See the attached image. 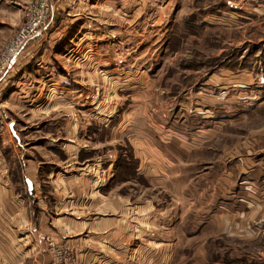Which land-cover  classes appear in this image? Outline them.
<instances>
[{
	"label": "rangeland",
	"instance_id": "obj_1",
	"mask_svg": "<svg viewBox=\"0 0 264 264\" xmlns=\"http://www.w3.org/2000/svg\"><path fill=\"white\" fill-rule=\"evenodd\" d=\"M37 1L0 0V57ZM48 2L54 4V22L41 36L59 23L57 18L61 15L82 16L76 22V28H80L78 38L69 45H88L76 61L78 65L88 63L84 70L88 80L109 81L106 71H111V65L124 72L121 90L116 91L119 98L106 91L104 85L88 86L94 88L89 90L93 94L98 90L102 96L105 91L107 98L119 100V105L106 113L110 118L105 126L96 119L98 110L79 114L94 148L95 142L100 146L80 153V158L116 155L109 190L127 196L133 208L150 201L146 214L138 208L131 210L132 218H146L149 230L148 240L137 253L140 258L133 264H264V0ZM32 42L23 49L20 64L30 59L28 50ZM127 71L135 73L131 79L137 75L139 94L125 86L129 80ZM114 85L106 87L115 93ZM19 97L13 98L12 105L0 107V135L7 136L8 122L15 121L24 142L32 144L41 136L48 137L56 147L63 142L65 134L60 126L68 123V108L60 110L61 118L54 121L30 111L34 105H22ZM138 101L137 121L156 124L160 138H165L167 131L170 141L184 135L190 141L203 139L204 148L196 151L201 155L190 160L192 167L202 166L197 173L207 172L203 173L207 177L202 179L206 182L203 192L193 191L192 198L184 193V185L182 191L174 185L164 190L160 178L154 182L139 174L132 146V111ZM120 125L127 136L118 134L114 137L118 141L105 149L101 147L100 143L112 138L111 130ZM36 130L39 133L33 132ZM121 138L125 140L119 142ZM9 140L0 138V190L3 193L8 188L2 183L5 177L15 182L10 187L18 210L10 214L7 205L1 208L3 229L14 228L28 235L32 225L39 227L42 223L44 206L42 201L26 195L22 169L11 152ZM51 159L66 160L68 156L57 150L56 157ZM41 189L47 204L52 205L53 188L47 178ZM203 216L209 220L198 221ZM16 217H20L23 226L15 222ZM217 217L222 221H212ZM157 231L167 239L155 241ZM132 243V249L139 245ZM45 244L46 240L44 250ZM26 245L25 250L18 252L13 243L4 242L1 252L8 262L14 259L16 264H37L42 259L41 249L32 239ZM95 245L101 248L102 256L104 244ZM29 250L28 258L21 256Z\"/></svg>",
	"mask_w": 264,
	"mask_h": 264
},
{
	"label": "crops",
	"instance_id": "obj_2",
	"mask_svg": "<svg viewBox=\"0 0 264 264\" xmlns=\"http://www.w3.org/2000/svg\"><path fill=\"white\" fill-rule=\"evenodd\" d=\"M81 17L75 13L59 16L57 18L59 23L53 29L44 33L43 36H38L30 44L28 50L31 55L30 59L23 64L16 63L12 68L13 71H9L7 76L0 78V98L2 97L0 107L12 105L13 98L20 96L19 101L22 105L26 104L27 107L34 105L30 111L33 110L39 115L52 117L54 121L61 118L60 110L64 111V108H68L66 111L68 123L63 127L60 126L65 137L63 142L57 144V147L56 143H49V138L46 136H41L32 144L24 142L23 134H20L21 132L16 129L15 121L8 122L7 136L0 135V138H4V140L10 139L11 152L18 159L22 169V181L27 187L26 195L37 198L39 202L42 201L44 206L43 221L39 227L32 225L30 234L24 235L23 231L20 232L14 228L3 229L1 208L7 205L9 213L14 214L18 210V205L14 190L10 187L15 182L9 177L2 179V183H5L8 188L3 193L0 190V264H16L14 259L12 262H8L1 252L4 242L13 243L19 252L25 250L23 246H27V241L32 239L36 241L42 254L44 241L48 238L59 243L60 241L66 242L77 249L84 264H133L134 260L140 258L137 253L140 254L139 249L145 245L143 242L148 240L149 230L146 226V218L142 217L139 220L132 218L131 210L138 208V211L146 214L145 212L150 209V201L133 208L130 207L132 204L127 196H120L112 188L109 190L114 177L113 168L117 159L116 155L104 153L102 156L80 158V153L93 151L100 146H97L95 142L97 148H94L90 132L85 129L79 114H89L91 110H98L99 118L96 117V119L105 126L108 125L106 122L110 118L106 113L119 105V100L113 99L112 96L110 99L107 98L105 91L101 96L95 89L96 92L93 94L90 91L94 88L88 86L95 85L96 88H99L104 85L106 91L118 95L117 92H120L122 86L121 79H125L122 78L124 72L118 71L117 65V68L115 65H111V69H109L111 71H106L110 75L107 82L103 80L101 83L98 78L88 80L84 76V70L87 69L88 63L78 65L76 61L82 57L88 45L85 48L78 45L79 43H74L76 46L69 45L78 38L76 33L80 31V28H76V22ZM58 36L60 40L65 38L59 42L56 41ZM72 58L74 61H71ZM132 74L135 73L127 71L126 75L129 80L126 78L125 86H130V91L133 93L137 91L136 93L139 94L137 75H135L136 78L131 79ZM117 83L120 85H116ZM112 84H115V88H113L115 93L112 91ZM106 85L108 87L111 85V87L107 88ZM142 94L145 96L144 91ZM148 94L149 92H147ZM23 97H26L27 100H23ZM139 106L138 101L137 104H134L132 111V115L135 116L132 127L134 131L132 146L135 159L139 163V174L150 177L154 182L160 178V186L164 190L174 185L182 191L181 186L184 185V193L192 198L194 197L193 191L203 192L205 189L203 185L206 182L202 179H207L204 175L207 172L199 171L197 173L198 170H202V166L192 167L190 161L192 156L195 158L201 155L196 151H201L204 148L203 139L190 141L189 137L184 135L177 136L170 141L172 138L166 134L167 131L166 139L160 138V131L156 124H142L140 120L137 121V116L140 113L136 109ZM4 111L6 112V110ZM124 131L122 125L114 127L111 130L112 138L105 143H100L101 147L105 149L106 146L111 145V142L118 141L116 138L114 139L118 134L123 138L126 137L127 135H123ZM33 132L39 133L37 130ZM45 135L51 136L49 133ZM123 138L119 139V142L124 141ZM163 145L166 147V152ZM57 150L65 151L68 159H51V157H56ZM47 153L50 154V160H47ZM180 165L184 167H180ZM2 167L7 169L5 166ZM197 175L200 178L196 177ZM180 176L184 178H179ZM46 178L53 188L52 196L55 202L52 205L47 204L45 195L41 191L42 183H46ZM220 184L223 185V182ZM38 194H40V198ZM18 219L20 217L14 218L15 222L17 224L21 222L20 224L23 226V221ZM154 220H158L157 217ZM208 220V216L198 218V221ZM219 220L217 217L212 221L218 222ZM143 222L145 225L142 224ZM4 235L5 237H3ZM19 235L24 236L20 237ZM154 237L155 241L167 239L159 231ZM132 241L139 244L135 249H132ZM95 244H104L102 256L99 253L101 248H97ZM87 246L91 248H86ZM29 253L30 250L21 256L28 258ZM15 259L18 258L15 257Z\"/></svg>",
	"mask_w": 264,
	"mask_h": 264
},
{
	"label": "built area",
	"instance_id": "obj_3",
	"mask_svg": "<svg viewBox=\"0 0 264 264\" xmlns=\"http://www.w3.org/2000/svg\"><path fill=\"white\" fill-rule=\"evenodd\" d=\"M54 14V4L52 5L48 0H39L32 4L23 24L6 45L0 57V74L4 71L2 77H5L19 61L27 44L37 39L53 24ZM45 246L42 259L37 264H84L80 259L79 251L66 242L59 243L48 238Z\"/></svg>",
	"mask_w": 264,
	"mask_h": 264
}]
</instances>
